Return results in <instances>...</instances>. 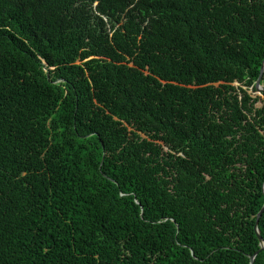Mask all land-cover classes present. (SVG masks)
Returning <instances> with one entry per match:
<instances>
[{"label":"trees","instance_id":"16d2710c","mask_svg":"<svg viewBox=\"0 0 264 264\" xmlns=\"http://www.w3.org/2000/svg\"><path fill=\"white\" fill-rule=\"evenodd\" d=\"M263 60L264 0H0V264H249Z\"/></svg>","mask_w":264,"mask_h":264},{"label":"water","instance_id":"95a60500","mask_svg":"<svg viewBox=\"0 0 264 264\" xmlns=\"http://www.w3.org/2000/svg\"><path fill=\"white\" fill-rule=\"evenodd\" d=\"M263 72H264V60H263V62L261 64V67H260V70H259V75H258V78L256 79L255 85H254L255 90L258 91V92H264V89L260 85ZM262 193L264 195V183H263V186H262ZM263 211H264V202H263V205H262L261 209L259 210V212L257 213V215L255 217V221H254V225H253V231H254V234H255V236L257 238V241H258V244H259V249L257 251H255L251 256L248 257L249 264H252L254 259H255V257L257 256V254L260 253L264 249V242H263L262 238L259 236L258 230H257L258 220H259V218H260V216H261Z\"/></svg>","mask_w":264,"mask_h":264},{"label":"rangeland","instance_id":"374dc122","mask_svg":"<svg viewBox=\"0 0 264 264\" xmlns=\"http://www.w3.org/2000/svg\"><path fill=\"white\" fill-rule=\"evenodd\" d=\"M248 94H250L251 98H258L260 99L257 103H256V107L260 106L261 105V102H264V93L262 92H256V93H251V91L248 89Z\"/></svg>","mask_w":264,"mask_h":264}]
</instances>
